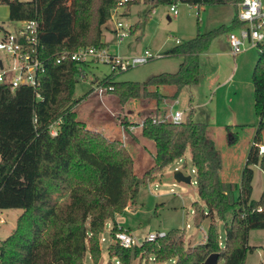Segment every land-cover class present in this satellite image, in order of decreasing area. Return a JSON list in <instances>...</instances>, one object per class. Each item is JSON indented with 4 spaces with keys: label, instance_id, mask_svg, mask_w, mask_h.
Segmentation results:
<instances>
[{
    "label": "trees",
    "instance_id": "16d2710c",
    "mask_svg": "<svg viewBox=\"0 0 264 264\" xmlns=\"http://www.w3.org/2000/svg\"><path fill=\"white\" fill-rule=\"evenodd\" d=\"M119 0H0L11 21L34 20L37 23L38 53L44 71L33 89L18 86L10 90L0 84V209L19 208L10 234L0 241V264H85L88 255L95 263L100 255L99 237L105 221L108 231L122 230L114 214L127 203H134L139 182H149L161 168L180 158L187 150L193 169L198 201L190 203L191 221L198 227L208 219L202 241L188 245L181 228H170L153 241L131 248L111 242L109 258L117 264H129L137 256L151 257L154 263L202 264L216 253L217 264H244L248 252V232L264 229V187L258 199H252L253 166L264 172V42L251 73L253 109L257 118L240 182H224L218 171L221 158L207 135V126L191 118L192 108L178 123L150 121L166 109L159 105L176 99L183 87L198 81V56L206 51L217 34L240 24L237 5L242 0H126L119 15H128L132 4L146 6L143 19L152 8L185 2L188 5H231L234 15L227 25H219L180 41L161 56L179 58L176 70L150 75L143 81L114 80L113 73L96 80L107 87L120 109L131 102L145 101L154 112L146 111L138 121L139 135L152 142L151 166L138 179L132 172V158L120 140L106 139L89 130L77 118L73 98L76 63L55 62L61 51L79 47H104L101 27L110 18ZM132 27H136L134 24ZM173 87L163 95L157 87ZM153 87V89H152ZM38 94V96L36 95ZM59 120L54 136L48 134L51 122ZM123 127L128 123L120 121ZM230 126V125H229ZM225 130L228 132V125ZM235 133L226 143L236 142ZM237 192V195H235ZM258 208H261L259 211ZM227 215L229 217L227 218ZM216 221L223 228V243L218 240ZM127 231V230H126ZM128 232V231H127ZM187 244V245H186ZM109 263V260H108ZM264 264V258H263Z\"/></svg>",
    "mask_w": 264,
    "mask_h": 264
},
{
    "label": "rangeland",
    "instance_id": "374dc122",
    "mask_svg": "<svg viewBox=\"0 0 264 264\" xmlns=\"http://www.w3.org/2000/svg\"><path fill=\"white\" fill-rule=\"evenodd\" d=\"M29 1V0H19ZM195 5H188L185 2H176V15L168 11L167 5L155 7V15L143 19L146 6L141 3L132 4L128 15H119L122 7L108 20L109 25L120 21L126 26L136 24L132 34L123 38L120 44H115L119 50L130 55L148 50L150 53H162L169 47L177 44L175 39L183 41L194 36L196 29L200 32L217 27L224 19L226 12H233L231 5H201L196 9ZM169 16V19L166 18ZM20 26L18 21H11L7 16V7L0 3V37L3 32H14ZM130 28V26H129ZM102 32V27H101ZM226 31L217 34L209 43L206 51L198 56V81L195 85L183 87L179 90L172 110L179 109L185 116L189 108H192L191 118L194 121L202 122L207 126V135L212 140L215 149L220 154V180L238 181L241 167L244 165L246 155L252 141L257 118L253 109V87L251 73L258 56V49L248 47L244 52L234 56L229 53L226 45ZM180 59L175 57L161 56L148 60L147 62L128 68L113 74L114 80L143 81L150 75L161 71L172 72L176 70ZM87 78L78 80L74 85L73 98L77 99L74 106L77 118L84 122L91 130L101 133L106 139H110L104 132V127L117 124L118 133L121 130L120 121L131 119L136 121L146 111L154 112V107L145 101L133 102V105L120 109L115 98L110 93L98 95L93 92L90 82L94 74L98 79L109 74L105 64H92L86 69ZM88 81L86 84L83 81ZM90 84V85H89ZM88 85L90 86L87 90ZM87 90L86 94L81 96ZM173 90L171 86H165L160 92L169 95ZM190 92V93H188ZM191 98V104L190 103ZM82 99V100H81ZM80 100V101H79ZM162 102L159 105V114L168 104ZM171 103V102H170ZM235 116V117H234ZM235 118V124L227 122L229 118ZM242 124V125H241ZM228 125V132L225 126ZM113 127V126H112ZM138 134V129H135ZM235 133L236 142L226 143V136ZM264 139V129L261 132ZM140 137V136H139ZM146 145L152 142L140 138ZM119 140V139H118ZM153 146V145H152ZM146 147L144 150L139 144H133L129 148L132 157V172L140 179V176L152 164L153 148ZM128 148V146H127ZM179 170L183 175L189 176L188 183L176 182L173 179V172ZM257 171L261 173L259 168ZM259 178L256 181L258 188ZM237 195V192H235ZM198 201L195 193L193 169L186 150L184 154L173 162L163 166L159 172L152 176L149 182H139L134 203H127L121 213L114 214L113 219L124 227L130 229L135 245H140L147 233L151 231H167L170 228H181L184 237L192 236L195 240H201L202 233H205L208 219H204L198 227H194L191 221L190 203ZM129 205V206H128ZM21 212L19 208L0 209V241L4 239L14 228L15 219ZM229 215H227V218ZM111 221L104 224L103 232L99 237L100 255L92 263L87 254L83 257L85 264H117L114 258H109L106 247L112 241L109 239L108 231ZM218 240L223 243V228L219 221H216ZM125 230V229H124ZM126 231V230H125ZM253 233H260L261 230H252ZM262 237V236H261ZM264 239V237L262 238ZM258 244L255 250L248 252L244 264H263L264 241L257 238ZM187 245V244H186ZM251 245V244H250ZM109 260V263H108ZM172 261L154 263L151 257L141 258L137 256L129 261V264H171Z\"/></svg>",
    "mask_w": 264,
    "mask_h": 264
},
{
    "label": "built area",
    "instance_id": "2783aa9c",
    "mask_svg": "<svg viewBox=\"0 0 264 264\" xmlns=\"http://www.w3.org/2000/svg\"><path fill=\"white\" fill-rule=\"evenodd\" d=\"M126 0H119L111 11L110 17L116 9L122 7ZM175 4L168 6L172 14H176ZM237 19L240 24L227 32L226 40L231 55H238L248 47L257 48L264 42V0H242L237 5ZM20 26L14 32H3L0 37V84L7 86L10 90L18 86L35 88L39 81L38 75L44 71L42 59L38 53L37 23L34 20H19ZM114 36L121 41L129 34V26L115 21L113 25ZM161 53H150L143 50L141 53L120 56L109 53L104 47L95 48L90 46L79 47L73 51H61L55 57V62L70 60L76 63V77L83 80L86 77L87 68L92 64H105L110 73L124 71L136 65L143 64L148 60L160 58ZM93 92L98 95L111 90V86H101L95 83L92 85ZM38 96V94H36ZM177 100H173L166 106L165 111L159 117H151L152 123L171 122L178 123L183 120V112L179 109L172 110ZM59 120L51 122L48 126V134L54 136L57 131ZM142 122L128 123L129 130L139 128ZM123 128V125L120 124ZM121 128V129H122ZM263 146L259 152H263ZM260 211L261 208H258ZM163 231H151L147 233L144 241H153L163 235ZM202 233L201 241L205 237ZM112 242L122 248L135 246L133 236L124 229L113 234ZM117 263V262H116Z\"/></svg>",
    "mask_w": 264,
    "mask_h": 264
},
{
    "label": "crops",
    "instance_id": "0c3cea01",
    "mask_svg": "<svg viewBox=\"0 0 264 264\" xmlns=\"http://www.w3.org/2000/svg\"><path fill=\"white\" fill-rule=\"evenodd\" d=\"M142 4V3H141ZM144 5V4H143ZM201 6V5H198V6H193L195 7L196 9H198V7ZM221 6L222 8L224 6H227V5H219ZM169 11V9H168ZM234 9H233V12L229 13V12H226V15H225V20L223 19L219 25H227L230 21V18L231 16L234 15ZM156 12H155V8H152L147 16V18H150L152 15H155ZM176 14H177V11H176ZM174 14V15H176ZM166 18L169 19V16L166 15ZM109 20L105 21V23L102 25V32H101V36H100V41L104 43V48L111 54H116V55H120V56H128L127 54L125 53H122V52H118L119 50L117 49L116 46H114L115 44H120L121 41H117L115 36H114V29H113V25H109L108 24ZM218 25V26H219ZM130 28H129V35L132 34L135 30L136 27H132L133 25H129ZM233 29V28H231ZM230 30V29H229ZM227 30L226 33L229 31ZM226 41V45L228 46L227 44V40L225 39ZM175 43H179L180 41L178 39H175L174 40ZM203 53V52H202ZM201 54V53H200ZM199 54V55H200ZM179 59V58H178ZM179 63V62H178ZM178 65V64H177ZM88 72V71H87ZM162 72V71H161ZM93 76V79H91L90 82L94 83L98 78L94 75V74H91ZM86 78H87V75H86ZM85 82L86 84H88V81H83ZM90 85V84H89ZM88 85V88L87 90H89L90 86ZM166 85H160L157 87V90L159 93L160 92V89H163ZM153 89V87H152ZM87 90L80 95L83 96L86 94ZM173 92V90H172ZM171 92V93H172ZM170 93V94H171ZM190 93V92H188ZM162 94V93H161ZM165 95V94H163ZM178 95V94H177ZM177 97V96H176ZM82 98V97H81ZM82 100V99H81ZM80 101V100H79ZM134 103L131 102L129 105H133ZM189 105H192L191 104V98H190V103ZM235 117V116H234ZM137 120L136 121H133L131 119H123L122 121H126L127 123H135L137 122L139 119H138V115H136ZM227 122L229 123V125H234L236 122H235V118L231 117L227 120ZM242 125V124H241ZM113 126V127H112ZM111 127L108 126V127H104V134H106L107 137H109L110 139H119L122 144L126 147L127 151L129 152V148L130 146H132L133 144H139L140 147L144 150H147L146 147L150 146L149 148H153L152 145H146V143H144V141H142V139L140 138H143L141 137L140 135H137V133H135V129L136 128H133L131 130H129L127 128L128 125H126V127H123L120 132L118 133V128H117V124H113ZM121 126V125H120ZM138 129V132H139V128ZM255 132V130H254ZM139 134V133H138ZM140 136V137H139ZM264 140V139H263ZM128 146V148H127ZM130 154V153H129ZM132 158V157H131ZM246 160V159H245ZM244 164H245V161H244ZM221 166V165H220ZM244 166V165H243ZM243 166L241 167V171H242V168ZM253 178H252V193H251V198L252 199H258L262 190H263V187H264V172L257 166V165H254L253 167ZM257 168H259V170L261 171V173L259 171H257ZM220 168H219V171H218V176L220 177ZM240 178H241V172L238 176V181H231V182H236V183H239L240 182ZM257 178H259V183H258V188L256 189V181H257ZM220 179V178H219ZM225 182H230V181H225ZM182 183V182H180ZM196 193V191H195ZM129 206V205H128ZM115 221V220H114ZM115 223L117 224L118 227H121L122 229H125L128 231V233H130V229L128 227H124L122 226L121 224H118L117 221H115ZM253 230H261L259 231L260 233H253L252 230H250L248 232V238H247V243L248 245L250 246H254L255 248L257 247H262L261 244H258L257 242V238L260 237V240H263L262 239L264 237V229H253ZM131 234V233H130ZM262 236V237H261ZM184 241L185 243H187L188 245H193V244H196L198 242H200L201 240H195L192 236H188V237H184ZM255 250V249H254ZM264 252V251H263ZM264 254V253H263Z\"/></svg>",
    "mask_w": 264,
    "mask_h": 264
},
{
    "label": "water",
    "instance_id": "95a60500",
    "mask_svg": "<svg viewBox=\"0 0 264 264\" xmlns=\"http://www.w3.org/2000/svg\"><path fill=\"white\" fill-rule=\"evenodd\" d=\"M173 179L176 182H182V183H188L190 180L189 176L183 175L182 172L179 170H175L173 172ZM216 258H217L216 253H210L204 258L202 264H217Z\"/></svg>",
    "mask_w": 264,
    "mask_h": 264
}]
</instances>
